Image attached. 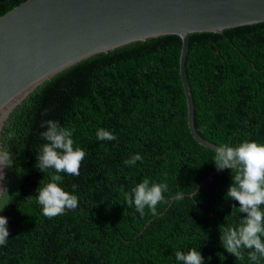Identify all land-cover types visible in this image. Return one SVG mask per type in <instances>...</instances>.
I'll return each mask as SVG.
<instances>
[{
  "label": "trees",
  "instance_id": "trees-1",
  "mask_svg": "<svg viewBox=\"0 0 264 264\" xmlns=\"http://www.w3.org/2000/svg\"><path fill=\"white\" fill-rule=\"evenodd\" d=\"M24 1L0 0V16ZM179 52V37L167 35L94 55L37 86L9 113L0 130V150L12 159L0 197L9 232L0 264H177L175 253L191 249L203 264H253L248 250L237 260L220 244L223 228L245 215L225 196L235 173L223 169L187 196L217 169L215 152L187 128ZM184 70L201 138L216 146L264 144V29L190 34ZM48 120L72 130L73 147L86 153L79 176L60 173L59 186L79 206L53 218L35 199L55 174L35 166ZM98 129L117 139H97ZM135 154L142 161L125 165ZM144 179L168 185L155 215L124 200Z\"/></svg>",
  "mask_w": 264,
  "mask_h": 264
},
{
  "label": "water",
  "instance_id": "water-1",
  "mask_svg": "<svg viewBox=\"0 0 264 264\" xmlns=\"http://www.w3.org/2000/svg\"><path fill=\"white\" fill-rule=\"evenodd\" d=\"M260 29L264 0H25L0 16V130L15 107L62 70L123 45L176 35L187 128L198 145L215 152L218 146L194 129L184 70L189 35Z\"/></svg>",
  "mask_w": 264,
  "mask_h": 264
},
{
  "label": "clouds",
  "instance_id": "clouds-1",
  "mask_svg": "<svg viewBox=\"0 0 264 264\" xmlns=\"http://www.w3.org/2000/svg\"><path fill=\"white\" fill-rule=\"evenodd\" d=\"M41 127L46 128L41 133L45 143L39 149L40 155L36 158L35 166L41 172L52 169L55 174H51V182L36 190L35 199L41 206L42 214L53 218L64 214L65 210H73L79 206L78 197L59 186L63 181L60 173L79 176L80 165L86 153L79 147H73L72 130L61 127L58 121L48 120ZM96 137L109 141L117 139L104 129H98ZM137 161H142L140 154L131 156L124 164L131 167ZM213 164L217 170L229 169L235 173L231 176L232 182L225 196L238 202L239 207L233 209L245 214L239 226L219 231L221 247L237 260L243 259L244 250H248L249 260L253 264H259L260 260H264V210L261 208L264 206V144L246 141L236 147L220 145L215 149ZM11 165L9 150H0V181L4 180L3 170ZM71 187L73 192L77 189L75 184ZM167 190L166 183L150 184L148 179H144L131 192L124 193V200L141 215H144L146 208L155 215L156 206L164 201L163 193ZM0 191L6 192V189L0 187ZM192 195L195 197L197 193ZM182 198V192L176 194V199ZM6 206L0 207V211ZM6 225L7 218L0 216V246L6 245L9 236ZM175 260L177 264H203V257L196 249H191L186 254L177 251Z\"/></svg>",
  "mask_w": 264,
  "mask_h": 264
}]
</instances>
